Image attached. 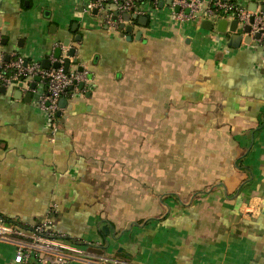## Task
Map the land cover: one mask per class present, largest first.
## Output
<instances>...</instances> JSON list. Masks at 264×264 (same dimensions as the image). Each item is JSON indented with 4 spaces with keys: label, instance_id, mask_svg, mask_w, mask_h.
I'll return each mask as SVG.
<instances>
[{
    "label": "crops",
    "instance_id": "0c3cea01",
    "mask_svg": "<svg viewBox=\"0 0 264 264\" xmlns=\"http://www.w3.org/2000/svg\"><path fill=\"white\" fill-rule=\"evenodd\" d=\"M89 1L0 0L6 56L74 49L69 71L87 74L54 138L31 91L0 92V215L32 226L52 210L93 259L68 264H264L262 43L229 47L168 1L128 33ZM14 253L0 241V264Z\"/></svg>",
    "mask_w": 264,
    "mask_h": 264
},
{
    "label": "built area",
    "instance_id": "2783aa9c",
    "mask_svg": "<svg viewBox=\"0 0 264 264\" xmlns=\"http://www.w3.org/2000/svg\"><path fill=\"white\" fill-rule=\"evenodd\" d=\"M166 1L168 0H91L86 4L85 10L90 14H103L109 25L120 28L124 22V14L152 15L160 3ZM171 4L188 8V20L198 21L202 17L210 20L238 19L243 24H249L253 34L262 30L264 39V12L244 10L234 0H212L209 3H206V0H171ZM216 10L222 11L223 14L217 13ZM115 16L116 21L113 20ZM252 16L255 19L250 23ZM1 44L0 40V88L19 86L31 91L35 97L33 105L45 121L50 123L54 138L60 130V101L73 98L74 90L87 80V74L82 71L66 72L65 59L53 55L48 60L52 66L59 64L58 68L45 69L41 61H30L18 54H11L7 60ZM33 83L36 84L35 89H31ZM52 214L53 211L49 210L39 223L26 227L16 225L7 228L0 218V241L15 246L12 264H68L77 258L93 260L80 244L53 231ZM101 262L109 264L110 260L101 258ZM112 263L123 264L117 260H112Z\"/></svg>",
    "mask_w": 264,
    "mask_h": 264
},
{
    "label": "water",
    "instance_id": "95a60500",
    "mask_svg": "<svg viewBox=\"0 0 264 264\" xmlns=\"http://www.w3.org/2000/svg\"><path fill=\"white\" fill-rule=\"evenodd\" d=\"M168 3H171V0H168ZM163 5H164V3L161 2L160 3V7H162ZM256 10L257 9H255L254 11L251 10V12H256ZM262 12H264V7L262 8ZM123 18H124V22L121 23V25H120L121 30H125L126 32L131 33L132 32V26L131 25L127 26L126 23L130 22L131 19H141L142 17H138L137 15L130 16L129 14H124ZM143 19H146V18L144 17ZM254 19H255V17L252 16L251 19H250V23H253ZM113 20L116 21L117 17L115 16L113 18ZM215 24L217 25L216 26V31L220 35H222L226 41L229 40V42H228V46L229 47H232V48H235V49H239L241 47L242 43H244L246 45H252L255 41H258V42L262 43L260 48H259V50L261 52H264V39H262V34H263L262 30L257 31L256 33L253 34L251 26L249 24L241 23L238 19H234L231 22H229L227 19L206 20V21H204L205 28L208 29V30H212L214 28ZM244 35H246V36H244ZM6 41L7 40H5V39L3 41L1 40V43L2 44H6L7 43ZM68 44H69V42L67 40L66 41V45L68 46ZM74 55H75V50L71 49V51H70V53L68 55L69 58H67L65 60V71L66 72L69 71V67H70V64H71L70 58L74 57ZM6 59L9 60L10 56L7 55ZM41 63H42V66L45 69H49L51 67H55V68L59 67V64H54L52 66L48 59H44ZM74 63H77V60H75ZM35 88H36V84L33 83L31 85V89H35ZM0 92L3 93V94L6 93L7 92L6 87H1L0 88ZM16 96H22V92L18 90L16 92ZM31 99H32V94L31 93H28L27 95H25V100L27 102H30ZM67 104H68V100L67 99H62L60 101L61 109L64 110L66 108ZM59 116H61V113H59ZM109 229L110 228L108 226H104L102 228V231L105 232L106 234H108L109 231H110Z\"/></svg>",
    "mask_w": 264,
    "mask_h": 264
},
{
    "label": "trees",
    "instance_id": "16d2710c",
    "mask_svg": "<svg viewBox=\"0 0 264 264\" xmlns=\"http://www.w3.org/2000/svg\"><path fill=\"white\" fill-rule=\"evenodd\" d=\"M217 11V13H219V14H223V12L222 11H220V10H216ZM0 218H2L3 219V221H4V223H5V225H6V227L7 228H13L14 226H16V225H19V226H21V227H26V226H28V225H26V224H23L22 222H17V221H15V220H12V219H8V218H6V217H4V216H2V215H0ZM142 222H138V224H141ZM75 243H78V244H81L80 242H75ZM90 247H91V249H93L94 248V244H88Z\"/></svg>",
    "mask_w": 264,
    "mask_h": 264
}]
</instances>
